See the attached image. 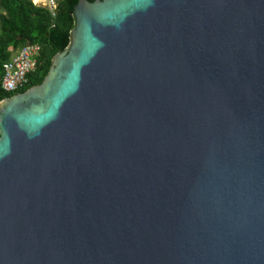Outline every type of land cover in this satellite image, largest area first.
<instances>
[{
	"label": "water",
	"instance_id": "water-1",
	"mask_svg": "<svg viewBox=\"0 0 264 264\" xmlns=\"http://www.w3.org/2000/svg\"><path fill=\"white\" fill-rule=\"evenodd\" d=\"M73 15L0 101V264H264V0Z\"/></svg>",
	"mask_w": 264,
	"mask_h": 264
},
{
	"label": "trees",
	"instance_id": "trees-1",
	"mask_svg": "<svg viewBox=\"0 0 264 264\" xmlns=\"http://www.w3.org/2000/svg\"><path fill=\"white\" fill-rule=\"evenodd\" d=\"M77 2L58 0L56 14L52 16L30 0H0V72L13 51L30 43L40 46L36 68L28 75V83L16 92H6L0 87V101L42 83L53 56L69 44L70 30L75 22L73 9Z\"/></svg>",
	"mask_w": 264,
	"mask_h": 264
},
{
	"label": "built area",
	"instance_id": "built-area-1",
	"mask_svg": "<svg viewBox=\"0 0 264 264\" xmlns=\"http://www.w3.org/2000/svg\"><path fill=\"white\" fill-rule=\"evenodd\" d=\"M37 7L44 8L52 16L56 14L58 0H30ZM40 52L37 43L25 44L15 50L2 64L0 87L6 92H16L28 83V75L36 68V59Z\"/></svg>",
	"mask_w": 264,
	"mask_h": 264
},
{
	"label": "crops",
	"instance_id": "crops-1",
	"mask_svg": "<svg viewBox=\"0 0 264 264\" xmlns=\"http://www.w3.org/2000/svg\"><path fill=\"white\" fill-rule=\"evenodd\" d=\"M14 52H15V51H13V53H14ZM13 53H12V54H13Z\"/></svg>",
	"mask_w": 264,
	"mask_h": 264
}]
</instances>
